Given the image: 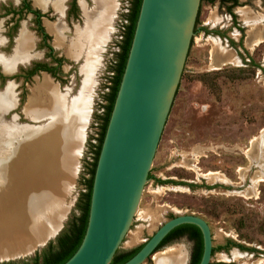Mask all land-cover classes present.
<instances>
[{"label":"rangeland","instance_id":"obj_1","mask_svg":"<svg viewBox=\"0 0 264 264\" xmlns=\"http://www.w3.org/2000/svg\"><path fill=\"white\" fill-rule=\"evenodd\" d=\"M29 1L34 8L42 7L39 9L40 23L48 35L46 43L53 48L55 56L62 57V61L53 76L37 72L25 81L20 76L0 75V93L6 90L0 94V101L4 107H10L0 112V126L13 123L17 128L31 127V132L58 126L56 117H51V101L52 106L64 107L65 115L61 112L57 116L61 126H64L62 119L65 116L70 122L71 154L67 158L68 151L61 155L60 149H55L56 159H68L69 164L62 165L66 173L51 174L49 182L40 170L39 173L31 172V186L28 185L26 198L33 193L37 198L45 197L40 203L36 202L37 211H32V201L29 202L30 209L23 208L27 206L22 204L27 202L17 190L16 193L11 191L12 194L8 189L0 190V240L5 237L10 245L19 241L26 247L24 251L9 255L5 247L0 249V262L31 263L79 215V202L85 192L83 183L88 177L105 95L130 4V0H75L76 10L67 14L69 0H63L64 4H58L57 0ZM46 1H50V5L43 8ZM237 1L238 8H231L235 24L226 10L227 3L199 1L194 28L198 30L191 36L152 157L148 171L151 178L142 188L131 224L117 248L119 252L144 243L168 218L187 213L203 218L209 226L214 250L208 264H264V182H255L258 175H264V148L260 138L264 131V41L250 47L264 37V0ZM105 15L109 18L100 26L105 31V37L99 38L102 47L88 56L91 57L88 70H91L86 80L92 78V92L78 138L74 134L73 120L79 117L81 99L78 93L86 83L81 69L85 56L83 59L71 58L68 50L74 46L79 55V48L84 51L86 45L90 53L95 48L94 43H98L97 39L93 41L92 34ZM21 17L17 33L24 28L27 33L21 30L17 48L27 44L24 53L37 56L34 61L53 66L34 30L33 16L25 14ZM4 20L7 19L0 18V35L5 37L10 32L15 39L16 30H8L11 24H3ZM49 26L52 27L50 31ZM12 44L5 42L2 54L9 56ZM15 50V59L26 57L19 56ZM45 79L48 83L42 92L39 86ZM3 146L0 145V150L6 153ZM28 163L26 159L19 161L21 169L27 168ZM29 167L32 170V163ZM200 173L215 176L203 177ZM14 177L15 174L10 175V184ZM60 178L62 182H59ZM5 181L0 176V189ZM35 187L39 191L34 190ZM23 226L44 228L41 230L46 233L45 237L37 243L36 235L32 242L22 240L11 228ZM228 242L230 244L224 249L217 250L219 245ZM192 248V241L180 237L160 246L140 264H155L154 254L171 251L183 257L182 264H190Z\"/></svg>","mask_w":264,"mask_h":264},{"label":"water","instance_id":"obj_2","mask_svg":"<svg viewBox=\"0 0 264 264\" xmlns=\"http://www.w3.org/2000/svg\"><path fill=\"white\" fill-rule=\"evenodd\" d=\"M200 0H140L124 67L109 112L76 250L62 264H109L133 219L193 34ZM181 224L201 235L197 264H208L211 235L194 214L162 222L121 264H140Z\"/></svg>","mask_w":264,"mask_h":264},{"label":"bare ground","instance_id":"obj_3","mask_svg":"<svg viewBox=\"0 0 264 264\" xmlns=\"http://www.w3.org/2000/svg\"><path fill=\"white\" fill-rule=\"evenodd\" d=\"M62 2L63 0H57L58 4H61ZM51 28L52 27L50 26L48 27L49 31L51 30ZM263 41H264V37H260L258 40L253 42L250 45V47L255 46L258 43L263 42ZM46 85H47V80L45 79L43 80V83L41 84V89H45ZM5 92L6 90L0 94H4ZM70 100L69 102H71ZM49 107L51 108V117L52 116L56 117L55 123L57 121L59 123L58 126L52 125V127L50 128L48 127L41 128L35 132H31V127L17 128L16 125H12L13 123L12 124L10 123L9 125L0 126V145L2 146L4 145L3 147L6 148V151H5L6 153L0 150V176L2 178L4 177V179L6 180L5 185L2 186L0 190H2V188L8 189L11 194H12L11 191L16 193V190H17L20 193V195L22 194L21 197L25 196L24 200L27 203L22 204V206L25 205L27 207H23V208L29 207L30 209L29 202L32 201L31 203L32 211H37L38 204H36V202L40 203V200L45 197L37 198L33 195L34 194L33 193L31 196L29 195L26 198V195L28 194V189H29L28 185L31 186V172L34 171V173L35 172L39 173L38 171L40 170L42 172L41 174L46 176L45 178L46 181L49 182V179L51 178L53 174L66 173L65 171H63L62 167L60 166L59 161L56 160L55 149L57 150L60 149L59 152L61 153V155L63 154L64 151H68L66 153L67 158H68V154H71L69 152V145L71 141L70 136L72 134V131H70V128H69L70 122L68 120V117L66 116L65 118L63 117L64 119H62V121H65V122H62L64 123V126L62 127L60 123L61 121L59 120V118H57V116L60 115L61 112H62V115L63 114L65 115L64 107H60V106L56 107L55 105L52 106L51 101H50ZM8 108L10 107H4L0 101V112H4ZM0 118H2V116H0ZM262 132H261L260 138H261L262 145L264 148V135ZM60 137L62 138V140L60 139ZM254 143H255V140L251 141V144H254ZM1 154L3 155V157H1ZM18 158H20L19 161H21L22 159H26V162H28L29 160V163L26 164L27 168L21 169L20 167L21 164H19ZM31 163H32V170H30V167H29ZM5 168L6 170L8 169L9 171L4 172L3 169L5 170ZM12 174H15V177L13 178L14 180L12 181V184H10L9 178H10V175ZM200 175L203 177H214L215 176L212 173H200ZM62 180L63 179L60 178L59 182H62ZM255 182H264V175H258L256 177ZM14 187H17V189H15ZM38 187H35L34 190L39 191ZM10 219L12 218L10 217ZM13 221L14 220H11L10 222H13ZM41 229L44 230V228H41V227L32 228V226L11 228V230L14 233H16L22 240L23 239L27 240L28 243L29 241L32 242V239H34L35 235H36V240H35L36 243L41 241L45 237L46 233L43 234L44 232ZM5 239L7 238L3 237L2 240H0V245H1L0 249H4L5 247L7 249L5 251L6 253H8L7 255H9L10 253L12 254V253H18V252L24 251L26 248L24 244H19L20 243L19 241H17L16 245H10L9 240L8 239L5 240ZM14 242H16V240ZM153 259H154L155 264H161L163 262H169L171 264H182V262L184 261L183 257L181 258L178 252H172V251L167 254H162V253H159L156 255L154 254Z\"/></svg>","mask_w":264,"mask_h":264},{"label":"trees","instance_id":"obj_4","mask_svg":"<svg viewBox=\"0 0 264 264\" xmlns=\"http://www.w3.org/2000/svg\"><path fill=\"white\" fill-rule=\"evenodd\" d=\"M206 1L212 2L214 0H206ZM228 1H231L232 3L226 6V10L231 15V17L234 18V15L230 11V8L231 6L236 5L237 3L236 0H218V3L224 4ZM139 4H140V0H130L128 13L126 15L127 23L123 28L122 39L119 44V52L117 53L116 61L113 67V75L110 78V85L108 87L109 90L105 95V104L103 106V113L100 116V122L98 126L99 130L97 132V137L95 138L96 143L93 146L92 160L88 168V177L85 179L83 183L85 187V192L83 193L81 200L79 202V210H80L79 215L73 221H71L68 227L55 238V242L54 243L49 242L47 244L46 249L41 254V256L40 257L35 256L32 259L31 263L18 262V261H2L0 262V264H62L72 255V253L76 250L77 246L79 245L87 221L89 194H90L93 170L98 155L99 147L101 144V140L103 137V133L108 120L109 112L124 67L127 51L129 48L130 40L134 29L135 20L138 13ZM32 12L35 13V11ZM197 16H198V10L195 17L194 28L197 23ZM199 29H203V28H199ZM39 30L42 31L40 27ZM196 30L198 29H193V32H195ZM43 38H47V35L43 34ZM42 69H46L47 71L53 73V70L50 68H42ZM148 178H151L149 172L147 174V179ZM188 186H192V184H189ZM183 233H186L189 239H193L196 241V245L191 253L190 263L197 264L201 254V235L198 228L192 224H181L171 229L160 240L155 250H157L161 245L167 243L168 241H171L172 239L178 237ZM142 244L138 245L137 247L131 250H127L123 252H119L116 250L109 264L123 263L125 260L131 257L141 247Z\"/></svg>","mask_w":264,"mask_h":264},{"label":"flooded vegetation","instance_id":"obj_5","mask_svg":"<svg viewBox=\"0 0 264 264\" xmlns=\"http://www.w3.org/2000/svg\"><path fill=\"white\" fill-rule=\"evenodd\" d=\"M51 1V0H50ZM50 1L49 2H45V5L43 8L47 7V5H50ZM237 1V0H236ZM228 5H230L232 2L228 1L226 2ZM64 4V2H63ZM239 4V2L237 1L236 5L231 6V8L233 7H237ZM226 5V6H228ZM244 5V4H242ZM240 5V6H242ZM67 6V14L72 13V11L76 10V3L75 0H69L66 4ZM42 8L40 6H37V8H34L33 6H31V2L29 0H0V18L5 17L4 22H2L3 24H11L10 27H8L7 29L11 30L12 32L14 30H16L17 26H18V22L20 20V18H22V15L25 14H29L33 16V25H34V30L36 31V33L39 35L40 37V41L41 43L44 45V47L46 48V58H49V61H51L54 65L50 66L49 63L46 62H39V61H34V59H36L37 56H32L31 57V53L29 54L28 52L25 51V53L23 52V48H25V46L27 45H23L22 47L17 48V41L19 39V36L21 34V30H24L25 33H27L26 29H20V31L17 33V30L15 31V39H13L11 37L10 32L6 33V38L4 37V35H0V75L1 74H9V78H17V77H23L24 80H29L27 78L33 76L35 73L37 72H46L48 74H51L52 72L47 71L46 69H42V68H50L53 70V73L51 74L52 76L55 73V70L57 69L58 66H60L61 61H62V57L60 56H55L54 52H53V48L46 43V38H43V34L47 33L44 31L41 23H40V18L42 17L41 12L39 11V9ZM230 8V11H231ZM32 11H35L32 12ZM40 14V15H37ZM233 14V13H232ZM233 24L234 23V18H231ZM7 21H9L7 23ZM39 27L41 28L42 31L39 30ZM48 37V35H47ZM7 42L10 44H12L11 50L12 52L10 53L9 56H5L4 54H2L3 52V45L4 43ZM15 48H17V50H15ZM22 48V49H21ZM15 50V53H19V56H26L24 58H16V56H14L15 54H13V51ZM28 51H30L28 49ZM13 56V57H12ZM31 57V58H30ZM13 58V59H12ZM114 67V66H113ZM4 71V72H3ZM113 75V73H112ZM2 79V76H0V80ZM180 237H184L190 241H192L193 243V248L192 251L196 245V241L193 239H189L188 235L186 233H183L181 235H179L178 237L172 239V240H176ZM169 242V241H168ZM212 243V241H211ZM230 243H226L224 245H219L217 247V250L220 249H224L227 245H229ZM162 246V245H161ZM234 246H237L234 244ZM214 247L211 248V251L213 252ZM191 251V253H192ZM211 252V254H212ZM190 259H191V255H190ZM191 264V263H190Z\"/></svg>","mask_w":264,"mask_h":264},{"label":"crops","instance_id":"obj_6","mask_svg":"<svg viewBox=\"0 0 264 264\" xmlns=\"http://www.w3.org/2000/svg\"><path fill=\"white\" fill-rule=\"evenodd\" d=\"M204 1H206V0H204ZM206 2H208V1H206ZM105 16L103 17L104 19H102L101 23L98 25V27L96 28V30L92 34L93 35V41H95L97 39L98 43H96V44L94 43L95 48H93L90 53L88 51L89 48L86 45H85L84 51H82V48H79V50L81 51V54H79V55L77 54V48L75 49L74 46H72V48H69V50H68V55L71 58H78L79 57V58L83 59V56H85V58H84L85 64L82 65L83 67L81 69L84 72V75H85V81L84 82H86V83L83 82L84 84H83V86L81 88V91L78 93V95H79V97L81 99V105L78 108L79 117H76L73 120V123L76 126V130H75L74 134L76 136H78V138H80V127H81V124H82V122H84V119H85L86 114L88 112V107H89L88 99L91 97V92H92L91 90H92V82H93V80H92V78H91V81L86 80V78H87V76H88V74H89V72L91 70V69L88 70V68H90V66H91V57H88V56H91V54L93 55L94 52L97 51V49H100L102 47V44H101L102 41H99L100 40L99 38L102 37V39H103V37H105V34H104L105 31L103 29L104 27L100 28V26H102V24H104V22H106L108 20V18H109V17H107V15H105ZM86 33H87V31H86ZM92 47H93V45H92ZM96 61L97 60H95V62ZM92 66L94 67V65H92ZM96 66H97V64L95 65V67ZM47 83H48V80H47ZM39 89L42 92L45 90V89H41V85L39 86ZM63 96H65V95H63ZM76 124H79V125H76ZM56 160L61 162V165H60L61 167H62V165L66 166L67 164H69V161H67L68 159L65 160V159H62V158H57ZM63 168H65V167H63Z\"/></svg>","mask_w":264,"mask_h":264}]
</instances>
